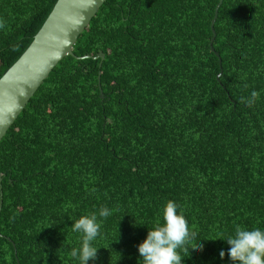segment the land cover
I'll return each instance as SVG.
<instances>
[{"label": "trees", "instance_id": "trees-1", "mask_svg": "<svg viewBox=\"0 0 264 264\" xmlns=\"http://www.w3.org/2000/svg\"><path fill=\"white\" fill-rule=\"evenodd\" d=\"M57 1L0 0V79ZM219 2L102 5L0 141V264H80L92 213L88 264H143L169 200L197 233L183 264H232L220 238L264 230V0H223L212 51Z\"/></svg>", "mask_w": 264, "mask_h": 264}, {"label": "water", "instance_id": "water-1", "mask_svg": "<svg viewBox=\"0 0 264 264\" xmlns=\"http://www.w3.org/2000/svg\"><path fill=\"white\" fill-rule=\"evenodd\" d=\"M106 1H57L31 45L0 79V141L61 59L66 55H74L73 48L77 39ZM222 3L223 0H220L211 24L214 33L211 41L212 51H215V23ZM216 54L219 56V53ZM104 57L101 53L94 58L104 60ZM100 79L99 75V83ZM100 89L101 96L104 97L102 88ZM2 179L0 172V184ZM2 206L3 191L0 213Z\"/></svg>", "mask_w": 264, "mask_h": 264}, {"label": "clouds", "instance_id": "clouds-1", "mask_svg": "<svg viewBox=\"0 0 264 264\" xmlns=\"http://www.w3.org/2000/svg\"><path fill=\"white\" fill-rule=\"evenodd\" d=\"M259 92L253 90L250 96L242 101L252 107L259 99ZM180 206L173 200L167 201L162 209L163 224L157 222L149 230L147 238L138 246L143 264H183L181 250L189 251L187 247L197 233L189 227L188 221L179 210ZM111 210L102 207L99 217L107 218ZM101 222L95 213L81 216L75 220L71 229L81 233V245L70 252L72 258L79 260L80 264H88L90 260L97 259L98 249L93 242L101 235ZM230 245L227 253L220 251V257L228 255L232 264H264V230L254 228L248 230L239 225L235 227V234L227 238L221 237ZM191 249L202 251L203 244L198 243Z\"/></svg>", "mask_w": 264, "mask_h": 264}]
</instances>
